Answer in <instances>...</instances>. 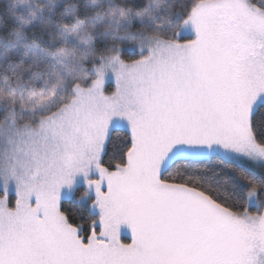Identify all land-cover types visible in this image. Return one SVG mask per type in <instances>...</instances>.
Returning <instances> with one entry per match:
<instances>
[{"label": "snow or ice", "instance_id": "1", "mask_svg": "<svg viewBox=\"0 0 264 264\" xmlns=\"http://www.w3.org/2000/svg\"><path fill=\"white\" fill-rule=\"evenodd\" d=\"M0 264H264V0H0Z\"/></svg>", "mask_w": 264, "mask_h": 264}, {"label": "rangeland", "instance_id": "2", "mask_svg": "<svg viewBox=\"0 0 264 264\" xmlns=\"http://www.w3.org/2000/svg\"><path fill=\"white\" fill-rule=\"evenodd\" d=\"M126 235V234H125Z\"/></svg>", "mask_w": 264, "mask_h": 264}]
</instances>
